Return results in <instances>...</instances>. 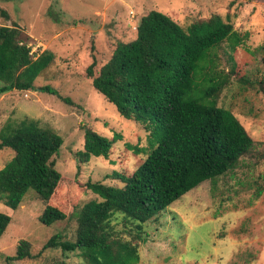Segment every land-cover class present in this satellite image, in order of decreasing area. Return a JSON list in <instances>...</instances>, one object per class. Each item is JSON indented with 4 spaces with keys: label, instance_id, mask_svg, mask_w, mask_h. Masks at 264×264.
<instances>
[{
    "label": "rangeland",
    "instance_id": "374dc122",
    "mask_svg": "<svg viewBox=\"0 0 264 264\" xmlns=\"http://www.w3.org/2000/svg\"><path fill=\"white\" fill-rule=\"evenodd\" d=\"M0 7L10 17L0 18V25L19 26L31 53L54 55L35 79L34 91L0 95V131L6 124L33 119L63 139L54 157L61 178L52 197L43 202L29 190L16 210L0 203V213L10 217L0 238V264H84L79 251L63 253L59 248L29 260L6 258L15 255L20 240L30 243L32 255L54 235L73 241V211L99 200L86 184L121 187L111 174L131 175L146 158L147 154L127 150L126 145L148 153L147 133L139 123L121 117L94 90L86 69L95 61L97 74L118 42L135 39L140 18L151 10L171 17L183 29L218 15L240 35L248 33L236 50L231 52L223 42L212 52L216 70L228 77L217 106L238 119L253 144L233 169L213 182H202L142 225L145 235L138 243L137 264H264V94L258 84L264 79V0H0ZM51 7L61 14L60 22L48 16ZM43 86L58 96L40 92ZM84 128L109 139L117 133L122 139L112 145L107 159L91 157L78 169L75 153L83 148ZM12 156L10 150L0 151V170ZM46 206L57 208L66 219L43 225L39 217ZM121 221L122 216H116V229L126 230Z\"/></svg>",
    "mask_w": 264,
    "mask_h": 264
},
{
    "label": "trees",
    "instance_id": "16d2710c",
    "mask_svg": "<svg viewBox=\"0 0 264 264\" xmlns=\"http://www.w3.org/2000/svg\"><path fill=\"white\" fill-rule=\"evenodd\" d=\"M48 16L53 22L61 21V14L52 7ZM0 18H10L1 7ZM247 38L248 33L240 35L218 15L183 29L171 17L151 10L140 18L135 39L118 42L97 74L93 61L86 69L92 87L121 117L142 126L149 152L126 145L127 150L147 155L131 175L111 174L121 187L86 184L99 200L73 211V241L54 235L32 255L30 243L20 240L15 255L6 260L34 259L44 250L59 248L63 253L79 251L84 264H137L138 243L144 242L145 235L142 225L202 182H213L233 169L252 147L253 141L238 119L217 106L228 77L216 70L212 52L223 42L232 52ZM53 59L49 51L37 56L31 53L19 26L0 25V95L12 90L34 91L35 79ZM258 84L264 94V79ZM38 90L58 96L49 86ZM62 101L71 104L68 98ZM121 139L117 133L109 139L84 128L83 148L75 153L77 168L91 157L107 159L112 145ZM62 144L60 135L40 127L36 120L6 124L0 131V151L10 150L13 156L0 170V203L16 210L29 190L47 202L61 178L54 157ZM118 215L126 230L116 229ZM64 219L63 212L46 206L39 222L50 226ZM9 223L10 217L0 213V238Z\"/></svg>",
    "mask_w": 264,
    "mask_h": 264
}]
</instances>
